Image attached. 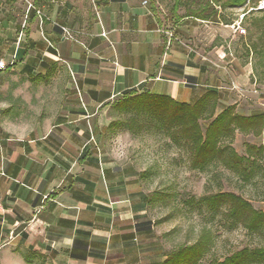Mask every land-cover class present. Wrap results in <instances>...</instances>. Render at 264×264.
<instances>
[{
    "label": "crops",
    "instance_id": "obj_1",
    "mask_svg": "<svg viewBox=\"0 0 264 264\" xmlns=\"http://www.w3.org/2000/svg\"><path fill=\"white\" fill-rule=\"evenodd\" d=\"M144 2L93 0L91 20L75 24L82 40L65 39L56 24L46 32L48 46L32 41L35 34L27 29L26 43L15 49L27 51L29 73L31 52L53 58L47 63L71 60L73 94L83 93L85 101L49 129L22 134L0 126V260L26 263L24 252L32 254L31 264H150L143 263V251L153 225L145 197L128 187L137 180L128 182L124 171L89 157L88 145H75V131L87 132L75 127V117H90L130 90L190 103L209 88H221L204 80L203 65L180 45L169 49L154 9ZM37 11L34 20L29 12V25L46 28L51 12Z\"/></svg>",
    "mask_w": 264,
    "mask_h": 264
},
{
    "label": "rangeland",
    "instance_id": "obj_2",
    "mask_svg": "<svg viewBox=\"0 0 264 264\" xmlns=\"http://www.w3.org/2000/svg\"><path fill=\"white\" fill-rule=\"evenodd\" d=\"M144 1L147 2L148 7L152 6L154 9L161 23L160 27L164 32L166 44L169 43V49L174 46L179 48L180 45L185 55L191 56L193 61L203 65L204 80L221 88L218 90L221 93L219 111L236 105V112L242 116L264 112V60L252 49H248L251 41L260 38V33L252 27V21L264 15V10H260L264 0L259 2L256 8L254 5H248L245 8L224 11L223 14L231 21L230 25H225L219 20L180 22L170 11L173 0ZM30 4L35 10L39 7L43 11L51 12L52 20L49 26L41 29L36 23L29 25L27 17H29ZM33 8L31 11H35ZM93 8V0H0V60L9 64L8 70L0 72V102L7 101L12 104V107L7 110L0 111L2 129L14 126L20 128L22 134L29 133L37 127L49 129L57 121L65 120L64 117H68V110L73 105L75 109L79 106L83 107L85 101L83 93L77 96L73 94L76 85L71 60H57L58 62L51 60L47 63L45 59L53 58L42 53L31 52L28 61H32L33 69L32 73H29L25 70V62L20 61L15 54V49L18 45L21 47L26 43L23 35L27 29L31 30L33 35L35 34L32 36V41L42 42L48 46L46 34L48 30L54 29L56 24L64 28L61 32L65 39L82 40L81 34L77 35L79 31L82 33V30L76 32L75 24L91 20L89 11L91 12ZM183 13L184 10L181 9L178 15ZM9 33L11 37L8 36ZM14 34L17 37L14 38ZM20 36H22L21 39ZM14 42L15 45H13ZM14 57L15 62L11 65ZM42 61L44 67L41 65ZM17 93L20 94L18 97ZM38 98L46 103L37 115L31 110V106L37 103ZM76 99H78L77 102ZM127 117L112 105L95 111L87 118L75 117V127L87 131L79 134V131H75V137L79 139L75 145H79V148H82V145H88L89 157L97 159L104 165L107 164L116 171H124L128 182L137 180V184L128 183L130 193H142L144 197H149L150 203H147L145 199L144 203L147 206L148 218L153 225V236L149 240L151 244L143 251V263L163 261L165 254L188 246L187 241L201 236L202 233H196L189 228L185 243L176 245L173 241L180 234L181 229L162 233L163 225L169 220L181 215H190L193 211H198L204 222L212 226L211 230L205 229L210 233L209 252L198 264H210L214 259L223 261L224 258L243 248L254 249L263 245V239L259 235L249 234L243 228L230 230L222 214L212 218L205 205L199 201L217 192H232L249 200L256 210L264 212V159L261 162L262 170L257 171L255 177L248 183L221 166L211 167L204 173L193 171L190 168L187 150L173 142L165 147L169 149L173 146L178 147L181 154L180 158L173 162L172 169L168 171L159 165L142 171L138 162L122 165L115 162L109 155L108 141L115 132L127 131L110 127V124ZM145 134L166 136L165 133L154 130L133 135L144 136ZM261 143L260 139L252 135L236 133L232 147L238 154L245 156L247 145L259 146ZM85 152L86 150L84 154ZM81 153L82 150L79 151V155ZM176 171H186L188 175L185 179L178 181ZM156 178L158 183L153 188ZM154 193H157V196L153 197ZM161 206L171 207L172 213L163 220H155L154 215ZM221 236L227 238L221 240ZM22 255L24 260L26 254L23 252ZM41 260L42 264H51L47 259ZM15 263L27 264L24 261L22 263L15 261Z\"/></svg>",
    "mask_w": 264,
    "mask_h": 264
},
{
    "label": "trees",
    "instance_id": "obj_3",
    "mask_svg": "<svg viewBox=\"0 0 264 264\" xmlns=\"http://www.w3.org/2000/svg\"><path fill=\"white\" fill-rule=\"evenodd\" d=\"M261 1L173 0L170 11L180 22L219 20L230 25L231 21L223 14L224 11L248 5L256 8ZM181 9L184 13L178 15ZM30 14V19L34 20L36 12L31 11ZM252 27L260 33V38L251 41L248 49H252L264 60V15L253 20ZM17 56L23 61L27 51L18 49ZM220 100L221 93L215 88L207 89L201 97L190 103H181L150 91L130 90L111 103L116 110L128 117L113 121L110 127L133 134L150 130L163 132L175 145L187 150L193 171L204 173L211 167L221 166L248 183L257 171L262 170L264 112L242 116L236 112V105L219 111ZM236 133L252 135L262 143L259 146L247 145L246 155L242 156L232 147ZM154 195L157 196V193L152 194L153 197ZM144 199L150 203L149 197ZM199 202L205 205L212 218L222 214L230 230L243 228L249 234L259 235L263 239L260 247L243 248L223 261L214 259L210 264H264V212L256 210L249 200L232 192H217L203 197ZM198 240L192 246H183L165 254V260L152 261L150 264H198L209 252L210 233L204 230ZM24 259L28 264L33 263L31 253L26 254Z\"/></svg>",
    "mask_w": 264,
    "mask_h": 264
},
{
    "label": "clouds",
    "instance_id": "obj_4",
    "mask_svg": "<svg viewBox=\"0 0 264 264\" xmlns=\"http://www.w3.org/2000/svg\"><path fill=\"white\" fill-rule=\"evenodd\" d=\"M20 94L17 93V97ZM46 101L39 100L31 106V110L37 115L42 111ZM12 107L10 102H0V111ZM172 144L170 137L162 134H145L144 136H134L130 131H117L108 141L109 155L119 164H128L138 162L142 171H147L154 166H161L165 171L172 169L173 162L180 158L181 150L178 147L166 148L165 145ZM177 180H183L187 177L186 171H176ZM158 183L155 179L153 188ZM171 207H162L154 215L155 220H163L164 217L171 215ZM211 225L204 222L198 211H193L190 215H181L169 220L162 227V233H170L175 229H181L180 234L174 238V244L185 243V236L189 228L196 233H202L205 229L211 230ZM227 237L221 236L220 239ZM198 239L187 241L188 246L198 243ZM0 264H14L13 261L0 260Z\"/></svg>",
    "mask_w": 264,
    "mask_h": 264
},
{
    "label": "built area",
    "instance_id": "obj_5",
    "mask_svg": "<svg viewBox=\"0 0 264 264\" xmlns=\"http://www.w3.org/2000/svg\"><path fill=\"white\" fill-rule=\"evenodd\" d=\"M144 4H146V2H144ZM32 8H33V6L30 4L29 9H28L29 12L31 11ZM33 10H35V8H33ZM260 10H264V1L260 5ZM35 11L37 12V15H40L39 11H37V10H35ZM20 39H21V36H20ZM14 60H15V57L11 61V63H10L11 65L14 64V62H15ZM8 67H9L8 63H6L4 60H0V72L6 71L8 69Z\"/></svg>",
    "mask_w": 264,
    "mask_h": 264
}]
</instances>
